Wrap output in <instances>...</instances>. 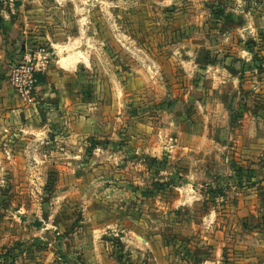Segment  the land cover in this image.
Listing matches in <instances>:
<instances>
[{
	"label": "rangeland",
	"instance_id": "1",
	"mask_svg": "<svg viewBox=\"0 0 264 264\" xmlns=\"http://www.w3.org/2000/svg\"><path fill=\"white\" fill-rule=\"evenodd\" d=\"M89 4L0 121V264H264V0Z\"/></svg>",
	"mask_w": 264,
	"mask_h": 264
},
{
	"label": "crops",
	"instance_id": "2",
	"mask_svg": "<svg viewBox=\"0 0 264 264\" xmlns=\"http://www.w3.org/2000/svg\"><path fill=\"white\" fill-rule=\"evenodd\" d=\"M90 11L89 0H17L14 7L0 6V121L8 118L11 124L17 122L22 106L8 83L10 65L28 47L46 45L52 49L53 56L65 51L67 45L72 46L77 41L79 26H84L87 20L90 23ZM90 42L85 38L82 50H87L86 53L91 48ZM104 45L103 40H94L95 48ZM84 59L82 61L87 63L85 56ZM59 62L60 59L51 63L40 75L44 83L37 85L34 92L41 107L51 111V115L57 100L67 93L68 78L73 80L75 77L68 75V69L65 70ZM66 100L67 97L63 96L62 102Z\"/></svg>",
	"mask_w": 264,
	"mask_h": 264
},
{
	"label": "built area",
	"instance_id": "3",
	"mask_svg": "<svg viewBox=\"0 0 264 264\" xmlns=\"http://www.w3.org/2000/svg\"><path fill=\"white\" fill-rule=\"evenodd\" d=\"M17 0H0L2 7H14ZM53 60V52L46 45L24 49L19 59L10 65L8 83L23 101L34 100L37 76L44 74Z\"/></svg>",
	"mask_w": 264,
	"mask_h": 264
},
{
	"label": "bare ground",
	"instance_id": "4",
	"mask_svg": "<svg viewBox=\"0 0 264 264\" xmlns=\"http://www.w3.org/2000/svg\"><path fill=\"white\" fill-rule=\"evenodd\" d=\"M72 48H73L72 46H68L67 47L68 50H72ZM76 58H78V59L81 58V59H83V61L85 60L84 56L82 54L75 53V54H72V55H69V56L67 55V58L62 60L63 67H65L66 69L67 68H72L73 65L75 64V59Z\"/></svg>",
	"mask_w": 264,
	"mask_h": 264
},
{
	"label": "trees",
	"instance_id": "5",
	"mask_svg": "<svg viewBox=\"0 0 264 264\" xmlns=\"http://www.w3.org/2000/svg\"><path fill=\"white\" fill-rule=\"evenodd\" d=\"M37 83H38V85L44 83V80L42 79L41 76H37Z\"/></svg>",
	"mask_w": 264,
	"mask_h": 264
}]
</instances>
